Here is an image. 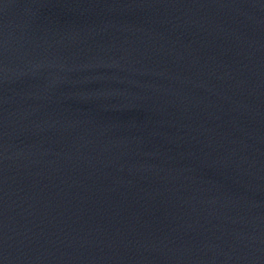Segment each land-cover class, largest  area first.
<instances>
[{
  "label": "water",
  "instance_id": "water-1",
  "mask_svg": "<svg viewBox=\"0 0 264 264\" xmlns=\"http://www.w3.org/2000/svg\"><path fill=\"white\" fill-rule=\"evenodd\" d=\"M0 264H264V0H0Z\"/></svg>",
  "mask_w": 264,
  "mask_h": 264
}]
</instances>
